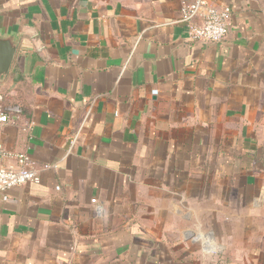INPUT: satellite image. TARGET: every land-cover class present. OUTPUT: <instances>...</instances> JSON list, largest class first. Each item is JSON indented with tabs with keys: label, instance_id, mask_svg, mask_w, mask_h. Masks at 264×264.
I'll return each mask as SVG.
<instances>
[{
	"label": "crops",
	"instance_id": "0c3cea01",
	"mask_svg": "<svg viewBox=\"0 0 264 264\" xmlns=\"http://www.w3.org/2000/svg\"><path fill=\"white\" fill-rule=\"evenodd\" d=\"M193 1L0 0V147L40 173L0 194V264H264V0H207L214 44Z\"/></svg>",
	"mask_w": 264,
	"mask_h": 264
},
{
	"label": "built area",
	"instance_id": "2783aa9c",
	"mask_svg": "<svg viewBox=\"0 0 264 264\" xmlns=\"http://www.w3.org/2000/svg\"><path fill=\"white\" fill-rule=\"evenodd\" d=\"M230 14L228 7L218 9L210 6L207 0H194L182 9V22L189 25V35L193 40L208 44L220 43L227 35ZM197 18L202 20L200 25L194 24ZM14 113L19 115L21 110L5 106L0 99V125L11 123ZM9 159L14 160L16 165L6 164ZM31 183H40V173L27 156L10 155L0 147V194Z\"/></svg>",
	"mask_w": 264,
	"mask_h": 264
},
{
	"label": "water",
	"instance_id": "95a60500",
	"mask_svg": "<svg viewBox=\"0 0 264 264\" xmlns=\"http://www.w3.org/2000/svg\"><path fill=\"white\" fill-rule=\"evenodd\" d=\"M17 51V43L0 31V80L7 77Z\"/></svg>",
	"mask_w": 264,
	"mask_h": 264
},
{
	"label": "clouds",
	"instance_id": "9594fccd",
	"mask_svg": "<svg viewBox=\"0 0 264 264\" xmlns=\"http://www.w3.org/2000/svg\"><path fill=\"white\" fill-rule=\"evenodd\" d=\"M192 243L198 244L206 256L213 255L220 250L216 238L206 231L203 226L198 225L191 235Z\"/></svg>",
	"mask_w": 264,
	"mask_h": 264
},
{
	"label": "rangeland",
	"instance_id": "374dc122",
	"mask_svg": "<svg viewBox=\"0 0 264 264\" xmlns=\"http://www.w3.org/2000/svg\"><path fill=\"white\" fill-rule=\"evenodd\" d=\"M209 225V224H208ZM213 228L207 227V230H212Z\"/></svg>",
	"mask_w": 264,
	"mask_h": 264
}]
</instances>
